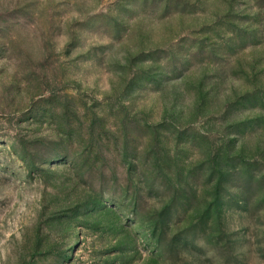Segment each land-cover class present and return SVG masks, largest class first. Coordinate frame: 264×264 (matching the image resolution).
I'll use <instances>...</instances> for the list:
<instances>
[{"label": "rangeland", "instance_id": "374dc122", "mask_svg": "<svg viewBox=\"0 0 264 264\" xmlns=\"http://www.w3.org/2000/svg\"><path fill=\"white\" fill-rule=\"evenodd\" d=\"M0 264H264V0H0Z\"/></svg>", "mask_w": 264, "mask_h": 264}]
</instances>
